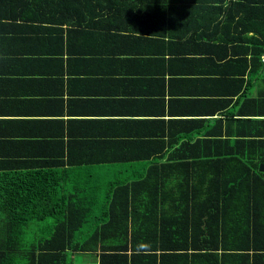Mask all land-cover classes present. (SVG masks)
I'll return each instance as SVG.
<instances>
[{"label":"crops","instance_id":"1","mask_svg":"<svg viewBox=\"0 0 264 264\" xmlns=\"http://www.w3.org/2000/svg\"><path fill=\"white\" fill-rule=\"evenodd\" d=\"M15 3L0 0V171L80 187L90 172L96 186L102 172L175 170L264 134V51L251 29L218 24L222 8L199 17L187 0H126L55 21ZM99 202L78 216L97 217Z\"/></svg>","mask_w":264,"mask_h":264},{"label":"trees","instance_id":"2","mask_svg":"<svg viewBox=\"0 0 264 264\" xmlns=\"http://www.w3.org/2000/svg\"><path fill=\"white\" fill-rule=\"evenodd\" d=\"M8 1L29 5L36 17L79 21L80 11L126 0ZM187 1L189 13L199 17L222 8L218 24L251 29L257 53L264 51V0ZM259 136L238 140L247 142L243 153L187 156L176 160L175 170L139 178L102 172L94 177L96 186L90 172L80 187L64 184L60 172L0 171V264H264V134ZM210 161L228 167L211 169L204 165ZM90 195L102 200L92 205L99 215L79 217Z\"/></svg>","mask_w":264,"mask_h":264},{"label":"water","instance_id":"3","mask_svg":"<svg viewBox=\"0 0 264 264\" xmlns=\"http://www.w3.org/2000/svg\"><path fill=\"white\" fill-rule=\"evenodd\" d=\"M259 168H260V169H262V168H263V164H262V163L259 165Z\"/></svg>","mask_w":264,"mask_h":264},{"label":"built area","instance_id":"4","mask_svg":"<svg viewBox=\"0 0 264 264\" xmlns=\"http://www.w3.org/2000/svg\"><path fill=\"white\" fill-rule=\"evenodd\" d=\"M262 57L264 58V55Z\"/></svg>","mask_w":264,"mask_h":264}]
</instances>
